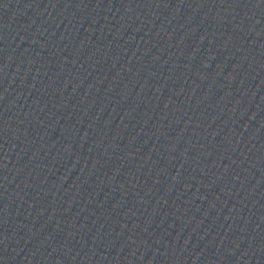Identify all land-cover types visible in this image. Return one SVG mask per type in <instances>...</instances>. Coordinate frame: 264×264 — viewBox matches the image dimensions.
<instances>
[{
	"label": "water",
	"instance_id": "1",
	"mask_svg": "<svg viewBox=\"0 0 264 264\" xmlns=\"http://www.w3.org/2000/svg\"><path fill=\"white\" fill-rule=\"evenodd\" d=\"M0 264H264V0H0Z\"/></svg>",
	"mask_w": 264,
	"mask_h": 264
}]
</instances>
